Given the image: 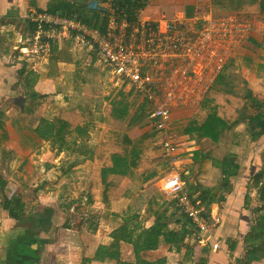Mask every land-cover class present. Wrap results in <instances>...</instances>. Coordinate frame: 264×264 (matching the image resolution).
Masks as SVG:
<instances>
[{"label":"trees","instance_id":"obj_1","mask_svg":"<svg viewBox=\"0 0 264 264\" xmlns=\"http://www.w3.org/2000/svg\"><path fill=\"white\" fill-rule=\"evenodd\" d=\"M119 2L121 11L126 14L132 13L134 8L137 9L144 4L142 0H119ZM208 5L211 14L214 16L233 14L251 21L259 20L263 24L262 36L253 33V25L248 38L255 39L256 43L264 41V0H208ZM45 11L54 12L64 17L76 14L77 18H82L84 23L91 26L88 15L82 17L86 13L85 6L77 2L56 0ZM184 13L187 18L193 17L196 14V6L194 4L186 5ZM33 31L32 26L29 34H32ZM72 46L71 40L62 44H54L49 53L53 62L55 64L60 62L71 63L69 51ZM234 59L231 57L227 61L197 108L191 111L186 119L175 120L172 123V129L176 136L187 137L195 141L196 145L204 141H210L214 145L207 152H203L200 148L193 152L192 164L189 166L191 172L195 169L200 170L205 163L210 162L216 152H224V158L239 159L238 147H241L242 143L239 140L241 134L239 135L236 130L242 123L241 114L245 101L244 97L239 95L237 91L240 80L234 74L237 68ZM257 68L261 74H264V65L257 64ZM32 97L38 98L36 93H33ZM252 101L255 103L257 100ZM96 115L97 111L91 108L80 112L62 108L55 110L51 118L54 124V135L48 143L49 150L55 159L68 152H76L80 156L88 158V177L85 182L80 183L84 189L82 192H85L87 198H90L95 192H102L109 185L119 182L122 185L121 200L134 202L140 195L147 193L148 186L158 178V168L150 159L149 154L161 144V133L149 128L143 130V124L149 115V106L140 100L136 94L130 92L128 96L118 99L113 104L108 115V122L100 131L98 150L90 153L82 144L90 141V129ZM244 120L247 121L245 134L250 137V144L257 142L264 135V111L253 117L246 116ZM7 122L10 123L17 138L30 155H35L40 151L44 144L41 138L31 128L19 126L16 119L7 116L6 110L0 109V156L15 157L5 147L8 140ZM260 161L262 167L251 176V179L264 182V154ZM75 174V170L69 169L64 173V176L71 181ZM17 175L16 172L11 173L12 178L16 179ZM197 187L198 183L193 186L192 190H196ZM221 187L223 191L215 199L216 203L223 202L224 194L230 190L227 180H221ZM160 200L161 195L158 193L149 194L145 209L148 217L153 216L160 207ZM3 203L9 217L12 216V219L21 218L25 204L22 202L19 189L9 200L6 199ZM210 206L211 202H208L204 213L210 212ZM259 209H264V202ZM46 215L47 217L44 216L41 218L42 221L40 220L44 224L49 223L52 216L51 211H48ZM180 215L183 214L180 212ZM113 216L119 217L106 204L101 213L100 225L106 226ZM132 218L131 216L123 217L121 226L109 234L110 238L116 240V248H112L108 252L107 259L115 260V264H133L132 254L121 258L120 245L118 247L117 244L119 241H124L127 225ZM45 227L48 231L49 225L47 224ZM89 229L96 230V226L89 224ZM174 243H178L182 250L180 261L182 263L190 262L193 246L189 244L187 231L170 232L164 237L166 247ZM235 247L233 241L230 249L233 251ZM241 249L242 258L239 257V263L248 264L250 261H257L264 264V215H259L253 220L252 227L245 237ZM158 254L146 252L142 253L141 257L145 260H153L158 258L160 255ZM95 259H98L97 261L105 260L99 256H95Z\"/></svg>","mask_w":264,"mask_h":264},{"label":"built area","instance_id":"obj_2","mask_svg":"<svg viewBox=\"0 0 264 264\" xmlns=\"http://www.w3.org/2000/svg\"><path fill=\"white\" fill-rule=\"evenodd\" d=\"M141 12L139 7L123 13L119 0H90L82 16L88 15L89 26L76 14L64 17L29 9L27 21L34 31L24 46L14 49L38 64L53 43L71 40L108 68L110 82H119L149 106L147 123L161 133L156 150L166 163L151 189L174 200L202 241L214 236L221 221L204 213L192 195L186 176L193 150L176 139L173 115L197 108L254 23L236 15L213 17L208 10L191 18L184 11L162 13L153 20L142 19ZM212 249L219 250V242Z\"/></svg>","mask_w":264,"mask_h":264},{"label":"crops","instance_id":"obj_3","mask_svg":"<svg viewBox=\"0 0 264 264\" xmlns=\"http://www.w3.org/2000/svg\"><path fill=\"white\" fill-rule=\"evenodd\" d=\"M70 1L84 5L85 9L90 3V0ZM182 1L184 2V0ZM54 2H56V0H0V109L6 110L7 114L9 109V112H15L18 114L20 117L16 120L18 121L19 126L23 125L25 127H30L44 142H49L51 138H53L54 124L51 119H42L40 122H36L35 126L32 125V123L27 122L26 109H28V102L27 100H23L30 99V96L35 93L33 83L36 84L37 81L32 83L31 79L39 78V72L36 70L38 65L35 64V69L32 60L27 55H22L21 53L18 54V51L14 48H21L25 45L30 29H32V26L29 25L27 21L29 9H35L39 12H50L45 10ZM143 3L145 2L143 1ZM142 6L140 8H142ZM206 10L211 13L208 0ZM196 13L199 12L196 10ZM65 42L67 41L55 42L52 44V47L54 44H62ZM257 46L256 49L258 50L256 58L258 59L256 60V63L264 65V41L257 44ZM72 51L76 52L75 47H72L69 51L71 55ZM244 59H249L246 60L247 64L253 61L250 60L249 57H243V60ZM257 64L253 66L255 68L253 72L254 75L253 73L251 75L245 74V72L241 74V77L239 78L240 87H237L238 94L242 95L245 101L241 114L242 123L239 125V129L237 128L236 130V132L239 131L238 133L241 134V143L245 142L241 147H238L239 159L224 158V152H216L211 161L205 163L200 170L195 169L191 172L188 167L186 179L191 182L193 186H196L198 183L196 190H191L193 197L199 202L203 209H205L208 202H211L209 213L220 217L221 223L216 233L213 237H207L204 238V240L199 241L200 238L197 236L194 229L191 228L185 217L180 215V212L177 211L174 200L169 197H167L169 199H166L161 196L160 209L157 214H154L151 217H148L147 215L144 217L136 215L131 216L133 218L127 225L124 242L127 244L126 249L129 250L128 254H130V252L131 254L133 253V264H230L231 261L234 260L239 263V257L240 259L242 258L241 246L252 227L253 220L264 213V209H259L264 202V182H258L251 179V176L258 172L262 167L260 160L261 156L264 154V135H262L257 142H252L250 144V137L245 134L247 121L244 120L246 116L253 117L259 112L264 111V74L259 72ZM35 71L36 74L33 73ZM59 72L60 71H54L57 77ZM25 78H27V81H25ZM19 89L23 92L24 97L22 98H16V95L19 94L17 93ZM8 99H10L9 102ZM19 99L23 101V108H20V105L17 104ZM36 99L37 98H35V100ZM254 99L257 100L255 103L252 101ZM7 102L8 105L6 104ZM189 114L187 111L178 110L173 115V121L186 119ZM20 119L25 122V124H22ZM147 121L148 119L143 124V130L149 128ZM8 124L10 123H6L8 140L5 143L7 150L10 142L18 140L19 145L22 148L21 150L26 151L28 156H36V154H29L17 138L13 128ZM175 137L179 142L193 150V152L197 151L199 148L203 150V152H207L214 146L210 141H204L199 145H196L195 141L187 137L176 135ZM193 152L190 155L189 166L192 164ZM3 157L8 156H0V158ZM149 157L158 168V174L164 171L166 163L160 158L158 150L151 152ZM233 163H235V165ZM71 169L75 170V175L78 174V169ZM212 175L216 177L211 178ZM222 179L228 181L230 190L227 194H224L223 202L216 203L215 199H217L219 194L223 191L221 187ZM151 185L152 183L148 186L147 191L149 194H156L152 191ZM18 189L20 190L17 184L11 182L6 185L0 180V263L4 264H7V260L9 259V244L11 245L13 242L16 243L19 238L24 241V239H22L23 237L26 238L27 243L34 242L33 236H30V234L27 233L29 228H23L26 226L25 221L29 218L28 215H24L26 213L25 210L27 209H25L26 202L24 199V193L26 191L24 192L23 190H20L22 202L25 204L24 210L21 213V218L12 219V216H8L7 210H5L4 207L3 202L6 199L9 200ZM210 190H212L213 193H210L209 195L205 194V192L209 193ZM210 196H213L214 199L212 198L211 200L207 198ZM254 197H256L255 200ZM117 218L118 217L113 216L106 226L100 225L98 222L99 225L96 226L95 231L97 233L101 232L102 236L106 237L107 234L120 227L123 223L122 219ZM118 220L120 225L117 224ZM98 221H100V218ZM176 221L179 222L175 223ZM15 229H18L17 231H19V234L12 237L11 232ZM175 231H187V239H189V244L193 246L191 261L188 263H182L180 261L182 250L178 243H174L168 247L164 244V237L170 232ZM11 238L15 239L11 240ZM233 241L235 242L236 247L232 251L230 245H232ZM215 242H219V250L212 249V245ZM117 244L119 246L121 243ZM137 245L139 246L138 248ZM30 247L34 248L33 246ZM130 248L132 250H130ZM106 249L107 248H104V251ZM146 252L153 254L159 253L160 255L158 254L159 256L156 259L145 260L141 255ZM96 255L102 258L105 257V254L96 253ZM120 256L121 258L124 257L123 253L120 254ZM100 262L104 263L105 260L99 261V263ZM250 263L263 264L261 262L257 263V261H250Z\"/></svg>","mask_w":264,"mask_h":264},{"label":"rangeland","instance_id":"obj_4","mask_svg":"<svg viewBox=\"0 0 264 264\" xmlns=\"http://www.w3.org/2000/svg\"><path fill=\"white\" fill-rule=\"evenodd\" d=\"M143 1L145 3L142 6L143 9L140 15L145 20L157 19L162 13L171 16L176 11H184L185 6L189 4H196V10L199 13L205 12L207 9V0H184V2L182 0ZM224 15L226 14L213 15V17ZM253 23V33L262 36L263 24L259 20H253ZM257 44L259 43H256L255 39L249 37L236 49L233 54L237 64L235 76L240 78L244 72L250 75L254 72L255 68L253 66L257 64L256 60L258 59L256 58ZM75 51H72V55L69 53L72 59L71 63L60 62L55 64L50 54L37 62V65L41 68L37 66L36 69L34 62L33 67L38 70L39 78L31 80L32 83L37 81L36 84L33 83V86L39 99L35 100L36 97L33 98L32 96H30L31 100L23 99L28 102L26 120L35 126L36 122H40L42 119L50 120L55 110L60 108L75 110L76 112L90 108L95 109L97 115L90 129V141L82 144L91 153L98 150L100 131L108 122V115L114 102L118 98L128 96L130 91L119 82L118 84L110 82L109 70L99 61L87 55L82 49L75 48ZM18 54H20V51H18ZM243 57H249L253 61L247 64L246 60L249 59L243 60ZM55 70L60 71L58 77L54 73ZM33 73L36 74V71ZM25 81H27V78H25ZM237 87H240L239 83ZM17 93L19 94L16 95V98L24 97L21 89ZM17 104L20 105V108L24 106L23 101L20 99ZM9 111L10 109L7 114L9 118L18 119L20 117L15 112ZM21 123L25 124L22 120ZM113 125L119 126L118 124ZM43 143V147L36 156H28L26 151L21 150L18 140H14L8 144V151L15 157L0 158V180L6 185L13 182L17 184L20 190H26L24 199L26 202L25 209H27L24 215L29 216L26 222L32 223L31 220L33 219L34 228L38 229L39 227L44 232L42 236L46 240L44 241V251L41 253L39 264H115L114 260H108L107 257L108 252L112 248H116V240L109 237L110 233L104 237L101 232L97 233L95 230H90L89 224L99 225L100 221L98 219L101 217L106 204L119 215L117 219L135 215L146 216L145 209L149 192L143 193L134 202L121 201L122 185L116 182V184L109 185L104 191L95 192L90 198H87L85 192H82L84 189L80 183L85 182L88 177V158L80 156L76 152H68L55 159L49 150V142L43 141ZM233 164L235 165V163ZM71 168H76L79 172L69 181L65 178L64 173ZM12 172L18 174L16 179L11 177ZM213 177L216 176L212 175L211 178ZM67 187L69 188L67 189ZM210 193H213V191L205 192L208 195ZM207 198L212 200L213 196ZM255 199L256 197H254ZM159 209L160 207L155 214L158 213ZM48 211H51L52 216L49 223L44 224L41 222V218L47 217L46 213ZM47 224L49 225L48 231L45 227ZM117 224H119V220ZM17 230L13 231L18 232ZM124 241L118 243H121L120 253L127 256L129 250L126 249L127 244ZM104 248L107 249L104 251ZM130 250L132 249L130 248ZM96 253L105 254L104 263L97 262L98 259H95Z\"/></svg>","mask_w":264,"mask_h":264},{"label":"water","instance_id":"obj_5","mask_svg":"<svg viewBox=\"0 0 264 264\" xmlns=\"http://www.w3.org/2000/svg\"><path fill=\"white\" fill-rule=\"evenodd\" d=\"M31 221H32V223H28L25 221L26 226L23 228H29V231L27 233L30 234V236L33 235L35 237H38L37 233H39V231H38V229L34 228L33 219ZM18 232H16V231L11 232L12 237L17 236V234H19ZM39 237L44 238L41 235ZM13 239H15V238H11V240H13ZM19 240H21V238H19L18 241ZM27 247H29V248H27ZM33 247L34 248H31L30 246L26 245V246H24L23 254H18V253H20V251H19L20 249L17 245V242L16 243L13 242L11 245L9 244L10 254L8 255L9 259L7 260V264H12V263H10L11 260H13L14 258L17 259L16 256H18V255H27V257H29L28 258L29 260H26L21 264H39L41 253L44 251V245L42 246L39 244H35Z\"/></svg>","mask_w":264,"mask_h":264},{"label":"flooded vegetation","instance_id":"obj_6","mask_svg":"<svg viewBox=\"0 0 264 264\" xmlns=\"http://www.w3.org/2000/svg\"><path fill=\"white\" fill-rule=\"evenodd\" d=\"M38 231H39V233H37V236L38 237H35V236H33V241L34 242H30V243H27V240H26V238L25 237H23L22 239H24L25 241H23V240H17V245H18V247H19V251H20V253H18V254H23V251H24V246H34L35 244H39V245H44V241L46 240V238H40L39 236L41 235H43L44 234V232L42 231V230H40L39 229V227H38ZM41 231V232H40ZM28 238V237H27ZM22 243V244H21ZM17 257V259H13V260H11V262L10 263H12V264H21V263H23L24 261H26V260H29L28 258L29 257H27V255H18V256H16ZM0 264H4V263H0Z\"/></svg>","mask_w":264,"mask_h":264}]
</instances>
